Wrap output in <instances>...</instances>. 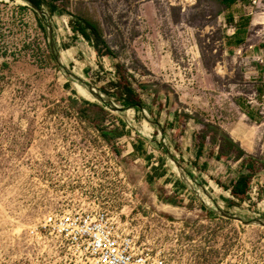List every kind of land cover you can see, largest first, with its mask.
<instances>
[{
    "label": "rangeland",
    "instance_id": "374dc122",
    "mask_svg": "<svg viewBox=\"0 0 264 264\" xmlns=\"http://www.w3.org/2000/svg\"><path fill=\"white\" fill-rule=\"evenodd\" d=\"M41 4L0 0V264H89L37 229L77 206L118 214L119 230L169 264L264 259L263 205H225L217 217L156 202L168 183L155 178L151 142L139 146L154 116L121 101L130 84L143 107L169 96L182 119L244 128L241 144L262 165L264 0ZM79 21L97 28L98 50Z\"/></svg>",
    "mask_w": 264,
    "mask_h": 264
},
{
    "label": "crops",
    "instance_id": "0c3cea01",
    "mask_svg": "<svg viewBox=\"0 0 264 264\" xmlns=\"http://www.w3.org/2000/svg\"><path fill=\"white\" fill-rule=\"evenodd\" d=\"M230 40L237 44L236 47L240 45L235 37ZM150 93L153 98L154 93ZM138 94L140 98L141 95L139 92ZM143 108L145 116L149 112L154 116V119L148 120L154 136L145 135L144 145L139 143V146H144L147 150L150 148L148 142H151V148L155 152V155L152 153L153 159H159L160 162V165L155 164L158 166L153 172L157 176L155 178L161 187L168 183L164 194L158 189L154 190L157 203L166 208L176 207L183 210L202 205L208 208L212 216L217 217L221 214L219 210L225 205L238 209L256 202L257 206H264V157L262 165L253 166L255 158L250 156L254 155L241 144L244 128L226 129L220 124L205 122L219 128L243 151L244 155L239 160H233L219 155V145L208 141L207 135L210 133L203 129L202 124L205 123L196 124L191 118H180L181 110L174 108L169 96L161 99L159 95L152 106ZM246 115L251 118L249 114ZM203 132L207 135L202 137ZM164 159L166 163L171 164L172 160L175 162L169 170H163V167H167V164L162 167ZM250 165L253 166L252 171ZM242 175L250 176L249 187L246 194L237 195L234 191Z\"/></svg>",
    "mask_w": 264,
    "mask_h": 264
},
{
    "label": "built area",
    "instance_id": "2783aa9c",
    "mask_svg": "<svg viewBox=\"0 0 264 264\" xmlns=\"http://www.w3.org/2000/svg\"><path fill=\"white\" fill-rule=\"evenodd\" d=\"M83 168L86 172L90 169ZM118 219V214L99 207L77 206L48 215L37 229H49L66 239L89 264H169L164 257L153 255L150 248L137 245L133 237L119 230ZM240 264H264V259L249 257Z\"/></svg>",
    "mask_w": 264,
    "mask_h": 264
},
{
    "label": "trees",
    "instance_id": "16d2710c",
    "mask_svg": "<svg viewBox=\"0 0 264 264\" xmlns=\"http://www.w3.org/2000/svg\"><path fill=\"white\" fill-rule=\"evenodd\" d=\"M30 3L31 6H34L36 9H41V3H46L49 8L53 11L55 9L54 5L58 2L62 3H68L69 0H26ZM79 32L87 39L92 45L98 50L100 48V45L102 43L101 38L98 34L97 28L86 22L79 21L78 28ZM90 31L94 34V38L92 37V34ZM124 98H121L122 105L124 108H133V109H139L140 111L143 110L142 102L139 98L138 92L133 89V87L130 84H125L124 87ZM204 128H206L207 133L209 131H215L216 134H210L209 136L203 132L202 137L206 136L208 137V141L211 144H218L219 145V155L225 157V158H232L233 160H239V158L244 155L243 151L239 147H237L223 132H221L218 128L209 125V124H202ZM205 133V134H204ZM102 135L106 137H109L112 135V133H105L102 132ZM234 152L236 154L234 155ZM245 163V162H244ZM254 166V165H253ZM253 166L250 165V170H253ZM249 167V166H248ZM249 175H242L240 176V179L237 181L236 184V191H234V194L237 195H244L246 194L248 187H249Z\"/></svg>",
    "mask_w": 264,
    "mask_h": 264
},
{
    "label": "water",
    "instance_id": "95a60500",
    "mask_svg": "<svg viewBox=\"0 0 264 264\" xmlns=\"http://www.w3.org/2000/svg\"><path fill=\"white\" fill-rule=\"evenodd\" d=\"M25 2H27L28 4H30L28 1H26V0H24ZM37 12H41V9H36L34 6H32ZM237 219H239L240 221H242L240 218H237ZM258 223L259 224H262V221L261 220H258Z\"/></svg>",
    "mask_w": 264,
    "mask_h": 264
},
{
    "label": "bare ground",
    "instance_id": "6f19581e",
    "mask_svg": "<svg viewBox=\"0 0 264 264\" xmlns=\"http://www.w3.org/2000/svg\"><path fill=\"white\" fill-rule=\"evenodd\" d=\"M20 2V1H19ZM214 184V183H213ZM215 190V189H214Z\"/></svg>",
    "mask_w": 264,
    "mask_h": 264
}]
</instances>
